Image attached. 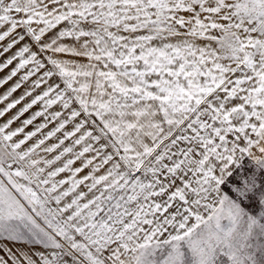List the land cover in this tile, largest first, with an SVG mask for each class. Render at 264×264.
Returning a JSON list of instances; mask_svg holds the SVG:
<instances>
[{
	"label": "snow or ice",
	"instance_id": "6c2138e0",
	"mask_svg": "<svg viewBox=\"0 0 264 264\" xmlns=\"http://www.w3.org/2000/svg\"><path fill=\"white\" fill-rule=\"evenodd\" d=\"M0 88V264H264V0H0Z\"/></svg>",
	"mask_w": 264,
	"mask_h": 264
},
{
	"label": "rangeland",
	"instance_id": "374dc122",
	"mask_svg": "<svg viewBox=\"0 0 264 264\" xmlns=\"http://www.w3.org/2000/svg\"><path fill=\"white\" fill-rule=\"evenodd\" d=\"M0 91H3V88H0ZM16 95H19V93H17ZM16 125H13V127H15ZM247 163V162H246ZM186 260L188 261V264H190L191 261V256L190 254L186 253Z\"/></svg>",
	"mask_w": 264,
	"mask_h": 264
}]
</instances>
